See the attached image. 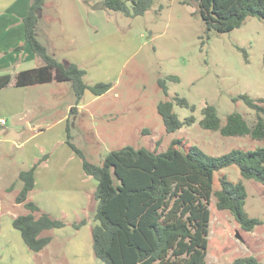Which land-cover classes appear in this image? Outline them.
<instances>
[{"label":"rangeland","instance_id":"rangeland-1","mask_svg":"<svg viewBox=\"0 0 264 264\" xmlns=\"http://www.w3.org/2000/svg\"><path fill=\"white\" fill-rule=\"evenodd\" d=\"M125 1L130 15L99 5L102 0H45L38 12L36 36L48 52L65 63H78L89 86L110 82L107 92L95 95L88 87L78 101L71 80L25 87L11 83L0 90V264L84 262L72 252L67 257L63 239L55 240L43 254L32 251L13 226L17 215L28 212L16 202V195L23 185L19 173L30 168V159L56 151L76 157L66 142L67 126L71 140L95 164L127 145L160 153L174 139L181 141L176 145L181 150L195 145L212 156L264 146V140L250 135L224 136L199 124L207 104L217 108L223 122L237 111L250 125L254 123L256 112L239 96L264 97V19L250 16L240 27L218 33L207 29L197 5L188 0H153L140 15L133 14V0ZM41 64L38 56L24 57L14 67L0 70V75ZM160 79L165 80L167 93ZM175 96L186 98L190 106L178 105ZM161 100L174 102L180 120L194 115L195 122L168 132L158 111ZM36 107L40 109L34 116L42 129L28 126L30 119L24 118ZM222 175L244 182L245 209L262 223L252 231L242 229L229 210L217 208L213 193L206 264H231L249 255L264 264V185L243 177L231 165L215 173L214 191L220 188ZM88 222L90 227L85 226ZM95 223L94 214L78 228L80 233L72 227L64 231L72 233L68 238L75 252L85 251V260L87 250L93 249ZM95 258L90 264H105Z\"/></svg>","mask_w":264,"mask_h":264},{"label":"trees","instance_id":"trees-1","mask_svg":"<svg viewBox=\"0 0 264 264\" xmlns=\"http://www.w3.org/2000/svg\"><path fill=\"white\" fill-rule=\"evenodd\" d=\"M105 8L131 14L125 0H102ZM153 0H133V14L140 15ZM197 5V12L208 30L229 32L240 27L248 17L264 19V0H188ZM45 0H32L25 22V43L41 58L43 64L22 69L16 74L0 75V90L13 83L30 86L50 82H73L77 100L80 101L89 87L95 95L107 92L110 82H97L89 86L85 69L76 62L65 63L52 56L36 36L38 12ZM20 47V46H19ZM178 80L177 76H173ZM159 84L167 93L166 82ZM247 106L256 112L252 125L244 115L229 113L225 122L214 105L202 109L199 124L224 136L250 135L264 140V97L240 95ZM175 102L189 107L186 98L175 96ZM174 102L161 100L158 111L166 130L174 132L195 122L191 115L180 120L173 110ZM191 108H194L191 106ZM67 144L81 157L84 172L96 179L94 198L97 200L96 223L91 228L93 251L105 264H206L208 235L211 221L209 204L214 193L218 209L229 210L241 228L252 231L262 223L245 209L248 196L242 180L232 181L226 175L219 178L220 188L214 191L215 173L236 165L243 177L256 179L264 185V146L256 149H233L220 156H212L198 146L181 150L172 140L166 151L157 153L146 147L131 145L110 151L102 164L90 162L82 149L71 139L69 126ZM48 154L37 160L29 169L21 170L23 182L16 202L23 203L28 212L17 215L13 226L21 232L25 244L35 252L42 251L52 240L44 235L48 230L62 228L67 221L42 210L30 192L36 184L35 172ZM88 220L74 221L80 228ZM231 264H263L253 255L236 258Z\"/></svg>","mask_w":264,"mask_h":264},{"label":"crops","instance_id":"crops-1","mask_svg":"<svg viewBox=\"0 0 264 264\" xmlns=\"http://www.w3.org/2000/svg\"><path fill=\"white\" fill-rule=\"evenodd\" d=\"M31 2L32 0H0V70L14 67L15 63L24 57L36 58L37 56L31 46L25 43L24 18L28 14ZM19 46L23 47L17 52V47ZM63 61L68 62L67 60ZM19 71L17 70L12 73L14 75ZM24 109L26 110L27 107L24 106ZM39 109V107L30 108L32 115L27 113L24 117L30 119V121H27L28 126L31 125L30 127L42 129V127H39L41 125L38 122L39 118H35L34 116ZM37 160H39L38 156L31 158L30 161L32 162L30 167ZM35 179L36 184L30 192V199L42 210L50 213L54 217L62 218L68 223L64 228L52 229L43 233L44 235H51L52 240L42 250L41 254H43V251L45 252L48 248H51L55 240L60 243L59 241L63 239L66 240L65 249L67 257L72 252L74 253L73 255H76L75 257H79L88 264L91 262L95 263L96 258L93 249L92 251L91 249L87 250V258L89 260L83 259L85 251L81 249L75 252L74 246L71 244L70 238H68L72 233L66 234L64 232L67 230L65 229L66 227H72L73 231L75 230L76 233H80V230L73 227L72 223L74 221H80L83 218L90 221V218L94 217L97 208V200L94 198L97 181L84 172L83 164L79 161V155L77 154L74 157L70 152L66 151L51 153L36 168ZM32 195L33 197H31ZM85 226L90 227V223ZM73 260L71 261L86 264L81 261L78 262L77 259L76 261ZM54 261L57 262L56 259ZM42 264L48 263L44 260Z\"/></svg>","mask_w":264,"mask_h":264},{"label":"built area","instance_id":"built-area-1","mask_svg":"<svg viewBox=\"0 0 264 264\" xmlns=\"http://www.w3.org/2000/svg\"><path fill=\"white\" fill-rule=\"evenodd\" d=\"M1 123H5V120H1Z\"/></svg>","mask_w":264,"mask_h":264}]
</instances>
